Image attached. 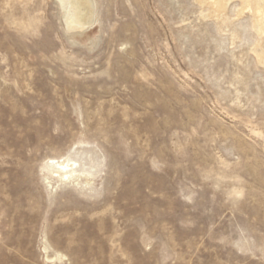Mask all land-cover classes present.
<instances>
[{
  "label": "rangeland",
  "instance_id": "1",
  "mask_svg": "<svg viewBox=\"0 0 264 264\" xmlns=\"http://www.w3.org/2000/svg\"><path fill=\"white\" fill-rule=\"evenodd\" d=\"M90 2L67 29L57 0H0V264H264L250 7ZM74 144L101 167L48 187Z\"/></svg>",
  "mask_w": 264,
  "mask_h": 264
},
{
  "label": "bare ground",
  "instance_id": "2",
  "mask_svg": "<svg viewBox=\"0 0 264 264\" xmlns=\"http://www.w3.org/2000/svg\"><path fill=\"white\" fill-rule=\"evenodd\" d=\"M57 1L60 11L62 12V17L67 29H82L92 21L91 19L93 15V9L90 0H57ZM198 1L202 5L204 3H208L210 10L209 14L210 15L217 14L216 17H219L221 20H224L222 17V12L228 0H198ZM239 4L240 7L237 11L238 14L241 13L243 9L250 7L253 14L254 28L256 34L258 35L259 38H261V36L264 35V0H239ZM259 48H261L260 43L258 42V40H256L252 49L254 50L258 58V61L264 64V51L261 50L262 48L261 49ZM81 144L82 142L77 143V145H81ZM74 146L75 144L73 145V147ZM76 146L75 149L74 148L69 149L67 153L63 156L50 157L44 161L42 169L45 171V176L43 177H45V181L48 187H51L53 189L59 186L64 187L71 185V186L79 187L80 189H84L86 188V186L90 185V180L93 175L92 170L95 168L98 169L97 168L98 166L101 167L102 157L100 158L97 152L93 151L92 149H82L81 146L79 148H76ZM83 155H85L86 158H83L82 157ZM91 187H89V189Z\"/></svg>",
  "mask_w": 264,
  "mask_h": 264
}]
</instances>
